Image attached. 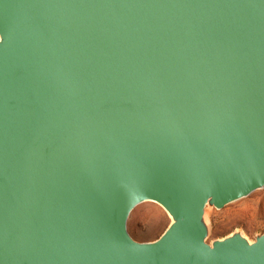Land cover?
Masks as SVG:
<instances>
[{
    "label": "water",
    "instance_id": "95a60500",
    "mask_svg": "<svg viewBox=\"0 0 264 264\" xmlns=\"http://www.w3.org/2000/svg\"><path fill=\"white\" fill-rule=\"evenodd\" d=\"M263 188L264 0H0V264H264Z\"/></svg>",
    "mask_w": 264,
    "mask_h": 264
},
{
    "label": "rangeland",
    "instance_id": "374dc122",
    "mask_svg": "<svg viewBox=\"0 0 264 264\" xmlns=\"http://www.w3.org/2000/svg\"><path fill=\"white\" fill-rule=\"evenodd\" d=\"M210 234L207 242L240 231L250 240L264 233V188L222 209H207ZM170 223L165 210L151 201L139 204L128 219V231L140 242L157 239Z\"/></svg>",
    "mask_w": 264,
    "mask_h": 264
},
{
    "label": "bare ground",
    "instance_id": "6f19581e",
    "mask_svg": "<svg viewBox=\"0 0 264 264\" xmlns=\"http://www.w3.org/2000/svg\"><path fill=\"white\" fill-rule=\"evenodd\" d=\"M153 203H155V202H153ZM157 204V203H156ZM159 205V204H158ZM160 206V205H159Z\"/></svg>",
    "mask_w": 264,
    "mask_h": 264
}]
</instances>
